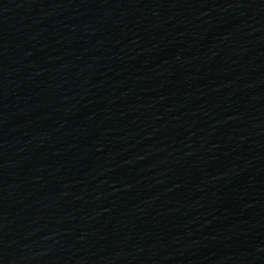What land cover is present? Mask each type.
<instances>
[{"label": "water", "instance_id": "1", "mask_svg": "<svg viewBox=\"0 0 264 264\" xmlns=\"http://www.w3.org/2000/svg\"><path fill=\"white\" fill-rule=\"evenodd\" d=\"M0 264H264V0H0Z\"/></svg>", "mask_w": 264, "mask_h": 264}]
</instances>
